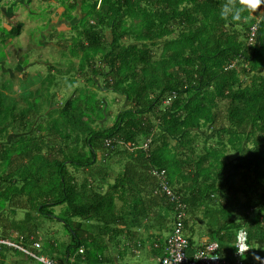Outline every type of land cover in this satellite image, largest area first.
I'll list each match as a JSON object with an SVG mask.
<instances>
[{"label": "trees", "instance_id": "1", "mask_svg": "<svg viewBox=\"0 0 264 264\" xmlns=\"http://www.w3.org/2000/svg\"><path fill=\"white\" fill-rule=\"evenodd\" d=\"M88 1L74 27L82 88L60 98L0 92V223L39 241L38 220L58 221L68 241L46 244L57 264H116L110 252L127 249L125 236L135 239L152 225L146 221L172 231L176 204L152 175L165 171L187 206L190 246L194 216L204 210L214 222L211 242L236 252L245 230L244 260L256 264L254 256H264V14L221 16L241 0ZM62 85L67 93L72 86ZM99 91L116 94V114ZM149 139L146 152L140 147ZM235 176L256 198L237 199ZM6 211L24 219L9 220ZM167 235L157 240V257Z\"/></svg>", "mask_w": 264, "mask_h": 264}, {"label": "rangeland", "instance_id": "2", "mask_svg": "<svg viewBox=\"0 0 264 264\" xmlns=\"http://www.w3.org/2000/svg\"><path fill=\"white\" fill-rule=\"evenodd\" d=\"M1 2L8 3L11 1L0 0V3ZM24 7L25 6L19 7L21 8L19 11V13L21 12L19 21L22 22L23 29L18 37L15 35L13 36L10 30L8 32L3 27H0V92L8 95L14 94V96L17 98H28L30 95H33L36 92H40L41 95L47 97L49 94L50 96L58 95V98H60L62 96H68L75 90L82 88V82L79 81L80 76L78 75L80 61L77 58V52L75 51L76 48L73 47L74 41L76 42L75 36H72L69 32H61L57 34L56 29L52 31L51 36L48 35V22L52 21L51 18H49L50 14L47 12L48 10H42L38 15L35 12H26L27 10ZM65 9L67 10V7ZM86 9L87 7L85 6L84 10ZM256 12L260 15H263L264 4L256 8ZM80 22L73 26L74 30H76L74 27H76ZM45 24L47 26H44ZM75 33V31L72 32L73 35ZM8 40H13V42L10 44L8 43ZM59 42L63 43L64 47H59ZM20 46L24 49H19ZM21 50H23L25 53H23L20 58L19 54L21 53ZM21 68L23 69L24 74H26V77L16 80L15 78L19 77L21 74ZM62 83L72 85L68 93L65 92V85L60 87V84ZM50 85L52 86L49 88ZM59 94H61V96H59ZM116 97V94L113 92H98V99L107 100L108 108L112 109L114 114H116V112L120 109V107H117L118 104L113 105V99ZM20 102H22L21 99ZM119 103V105H121L122 101ZM111 122L112 119L109 120L108 125L111 126ZM231 157H233V155H231ZM116 160L117 158L114 159L112 164L113 173H116L120 170V165ZM69 169L73 171V168L69 167ZM81 178V180H83L82 176ZM233 181L235 182L236 186L239 187L236 188L239 191L236 197L240 202H245L248 195L256 198L253 191L247 187L248 183L246 184L241 176H235ZM231 193L233 192L231 191ZM7 209L8 208H6V210ZM203 211L204 210H201L194 216L196 223L194 224L195 226L192 233L194 241H198V238L200 237L199 229L201 227V230H203V235H208L209 230L214 227V222L211 219H206ZM56 212L59 213L60 208H57ZM4 216L12 221H21L24 219L25 213L18 212L16 216H13V213L6 211ZM4 221L5 220L0 223V234L6 231L8 232L9 238L16 237L19 233L15 229H9L12 226H8L7 230H5L6 226L3 227ZM38 222L40 224V231L39 234L37 233L36 235H38V242H40L41 245L46 246L44 247L45 249L42 247L39 249L35 248L33 246L34 242L32 241L34 238H30L28 240L26 239V236L22 235L25 239L24 245L30 252H33L38 256H43L47 260L52 262L54 261V263L57 264L53 257H51V255L46 250V244L49 240H55L56 238L60 245H62L64 241H68L69 237L67 235L69 234V231L62 223L58 221L39 219ZM168 227L170 228V225H168ZM167 233L168 229H163L162 235L164 237L167 235ZM144 244L145 246L140 248V257L143 259H138L136 256L131 255V251L128 249L126 252L128 258L124 261H121V264L124 262L128 264H155L156 260L152 261L149 258V242L147 241L146 237L144 239ZM123 246L124 244L122 243L121 247L113 248L114 250L112 251V254L123 251V249H125V246ZM126 247L130 248L129 245ZM0 264L44 263L41 260L35 258L34 255L21 253L19 250L15 249L4 248L0 257Z\"/></svg>", "mask_w": 264, "mask_h": 264}, {"label": "crops", "instance_id": "3", "mask_svg": "<svg viewBox=\"0 0 264 264\" xmlns=\"http://www.w3.org/2000/svg\"><path fill=\"white\" fill-rule=\"evenodd\" d=\"M3 1V0H2ZM11 2L8 3H0V27H3L6 31L9 32V30L12 33V30L22 24L20 20V6H25L24 8L27 10L26 12H35L39 15V13L42 10H48L47 12L50 14L51 22H48L49 29L48 35H52V31L56 29L57 34L61 32L70 33L72 36H76L77 32L73 29V26H75L78 22H80L83 18L86 16V10H84V7L88 6L90 1L88 0H10ZM75 2L77 4V9H75L74 13L71 12L70 6ZM67 7V10L65 9ZM36 14V15H37ZM42 24V23H41ZM44 26H47L46 24ZM75 31L76 33L73 35L72 32ZM13 40H8V43H12ZM19 49H24L20 46ZM18 50V49H17ZM28 50V49H26ZM25 53L23 50H21V53L19 54V57ZM23 60V58H22ZM1 63V60H0ZM21 74L19 77L15 79H23L26 77V74H24L23 69L20 70ZM154 219V218H152ZM159 219L155 220H149L146 222H149V227L145 226L143 229H138V235H136L135 239H129V237L125 236V239L123 242H126L130 246V248H125L123 251H119L116 254H112L113 260L116 264H121V261H124L127 259V251H131V255L136 256L138 259H143L140 257V248L144 247L145 244L142 240V238H147L148 249H149V258L150 260H156V263L158 262V258L156 255V252L153 250L154 247L157 245L158 238L165 239V237L162 235L163 228L158 223ZM202 227L199 229L200 237L198 238V241H193V245L191 246V251L198 250L201 246H203L206 243L211 242V238L208 235H203V230H201ZM168 234V233H167ZM160 240V239H159ZM159 242V241H158ZM235 245V244H234ZM235 248V247H234ZM233 249L225 247L222 251L226 258L233 260L235 255L232 251ZM246 259L248 257V254L245 255ZM120 260V261H119ZM122 264H128V263H122Z\"/></svg>", "mask_w": 264, "mask_h": 264}, {"label": "built area", "instance_id": "4", "mask_svg": "<svg viewBox=\"0 0 264 264\" xmlns=\"http://www.w3.org/2000/svg\"><path fill=\"white\" fill-rule=\"evenodd\" d=\"M256 33L257 26L254 25L250 32V42L254 41ZM150 144L151 139L146 140L140 148L147 152L149 151ZM152 175L159 180L162 194H164L171 203L176 204L175 224L172 231L167 235L163 255L158 258L157 264H249L243 259L245 255L251 251V247L248 244V235L245 230H241L237 235L235 241L236 252L233 260L224 256L220 243L217 241L206 243L198 250L191 251L189 240L184 233L187 206L182 203L179 196H177L168 185L165 171L153 170ZM32 241L34 242L33 246L35 248H41L40 242L34 239H32ZM24 242L25 239L20 234L13 238H3L0 236V257L3 249L8 248L19 250L21 253L34 255L35 258L41 260L44 264H55L43 256H38L30 252L24 245ZM242 248H246L243 254L239 252ZM83 251L84 250L81 249L80 253H83ZM256 264H260V262L257 261Z\"/></svg>", "mask_w": 264, "mask_h": 264}, {"label": "clouds", "instance_id": "5", "mask_svg": "<svg viewBox=\"0 0 264 264\" xmlns=\"http://www.w3.org/2000/svg\"><path fill=\"white\" fill-rule=\"evenodd\" d=\"M264 4V0H241V6L237 7L234 3L232 4H225L222 11L221 16L228 17L231 14V19L233 21H240L242 19V13L248 9H256L260 5ZM246 248H242L239 250L241 254L245 252ZM256 261H259L260 264H264V257L260 255L254 256Z\"/></svg>", "mask_w": 264, "mask_h": 264}]
</instances>
